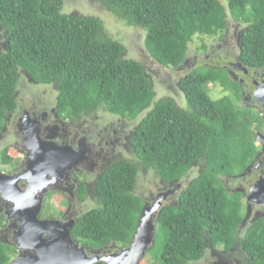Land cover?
I'll use <instances>...</instances> for the list:
<instances>
[{"label": "trees", "instance_id": "16d2710c", "mask_svg": "<svg viewBox=\"0 0 264 264\" xmlns=\"http://www.w3.org/2000/svg\"><path fill=\"white\" fill-rule=\"evenodd\" d=\"M97 1L127 26L143 30L148 54L162 67L181 66L196 36H223L229 15L245 24L242 61L264 66V0ZM0 23L10 41L8 53L0 55V130L16 107L21 68L39 82L57 85L58 111L68 118L101 106L118 117L138 118L131 143L145 168L175 181L196 161L204 165L178 204L165 207L157 218L158 235L166 237L162 264L200 260L207 237L213 246L237 244L244 196L230 194L220 176L243 172L257 156L255 128L261 115L230 96L212 99L207 89L213 81L239 98L236 82L215 75V69H196L181 84L186 105L180 108L172 99L156 100L143 65L126 57V48L104 33L97 16L66 14L63 0H0ZM137 183L138 168L131 163L119 162L105 172L98 184L102 205L79 226L83 241L96 247L130 245L144 208ZM240 245L254 262L264 264V218L248 227ZM9 255L0 244V264Z\"/></svg>", "mask_w": 264, "mask_h": 264}, {"label": "flooded vegetation", "instance_id": "af4514ba", "mask_svg": "<svg viewBox=\"0 0 264 264\" xmlns=\"http://www.w3.org/2000/svg\"><path fill=\"white\" fill-rule=\"evenodd\" d=\"M63 2L64 12L74 15L75 13H71V8L66 7V0ZM236 23L240 26H235L232 37L234 44L225 42L226 33L229 32V23H227L224 36L216 37L215 44L207 45V49L200 50L190 61L188 60L189 49L186 66L182 69L179 67L169 69L186 70V73L177 81L178 94L173 88L174 95L163 98L174 100L175 104L180 107L179 104L183 99L185 101L181 84L192 71L201 69L197 67V64L200 55H203L207 60H218L222 66H214L216 68L213 69L225 70L228 76L238 84L240 96L237 98V95H234L237 104L261 115V121L255 128L259 146L257 156L243 172L220 176L223 186L230 194H243L242 203L246 206L244 219L249 213V225L238 229L237 244L229 249H226L223 243V246L221 244L213 246L207 237V248L204 255L200 260L192 261V264H236L232 262L231 251L236 247L243 250L240 243L248 227L253 224L256 217L264 218V207L255 203L251 204L248 200L254 185L264 178V117L262 116L264 66L255 67L242 61L241 38L245 26L241 22L236 21ZM9 42L8 31L0 23V55L8 53ZM195 65H197L195 68L188 69ZM143 67L153 83L157 98L155 86L160 81L156 83L148 68L145 65ZM51 85L35 80L25 69H21L14 92L16 107L4 118L3 127L0 130V244L7 247L10 252V259L5 264H37L39 262L40 251L29 241H23L26 237L22 236L25 232L24 218L38 212L40 221L60 222V228L52 231L53 235L58 236L59 233L64 238L70 237L80 249H84L91 259L108 257L122 250L112 242L103 247H96L92 243L83 241L79 235V226L87 214L99 209L102 204L98 194V184L105 172L119 162L131 163V160L125 152L116 151L115 147L118 145L119 138L114 136L115 142L110 136H102L99 134L100 128L95 129L96 125L93 128L95 130L88 126L85 127L89 121L82 119L91 120L92 115L98 112L99 108L84 117L68 118L58 111V92L55 95L56 91L43 88H50ZM114 117L118 116L114 115ZM126 120L137 124L138 118ZM137 125L128 136L130 143ZM113 133L117 135V131L113 130ZM30 135H34L36 141L42 142L43 145L48 144L49 149L60 151V161L56 162V159H52L56 163L52 167L48 164L51 159L47 156H40L38 169L32 173V176V167L37 168L36 164H32V158L37 155L29 147ZM105 145L113 147L107 149L104 148ZM6 156L9 157L6 158ZM248 168L249 170L244 175L243 173ZM145 170L151 171L149 168ZM142 171L138 169L137 186ZM203 172L204 165L201 160L196 161L182 178L175 181H165L155 172L159 180L158 187L155 192L140 196L144 203L143 207L152 208L160 203L159 214L155 217L157 219L165 207L178 204L187 187ZM37 231L44 241L52 236L50 232L45 233L40 226ZM30 245L33 247L30 248ZM250 260L253 264H257L251 258ZM96 264L105 263L100 261Z\"/></svg>", "mask_w": 264, "mask_h": 264}, {"label": "rangeland", "instance_id": "374dc122", "mask_svg": "<svg viewBox=\"0 0 264 264\" xmlns=\"http://www.w3.org/2000/svg\"><path fill=\"white\" fill-rule=\"evenodd\" d=\"M66 4H67L66 7L68 9L71 8V13H75L74 15L77 16L91 15L100 18L104 25V33L110 35L113 39H115V41L121 43L126 48V57L137 60L142 65H145L148 68L149 72L155 78L154 79L155 82L160 81V83L155 86V90L157 94L156 100L163 99L165 97H172V95H174L173 88L175 93L178 94V89L176 84L178 79L181 76H184L186 70L183 71H178L177 69L169 70L170 68L162 67L157 62H155L150 57V55L146 50L145 35L141 28L127 26L123 21L117 19L110 11L106 10V8L102 4H100L97 0H66ZM236 21L230 15L228 16L227 23H229L228 26L229 32L226 33L227 37L225 39L226 40L225 42L228 44H234L232 37L235 32L234 31L235 26H240L239 23H236ZM237 22L242 23V21H237ZM243 25L245 26V24ZM215 40L216 37L206 38V37L196 36L194 38V41L190 45L188 60L189 61L193 60L194 56L198 54L200 50H203L202 47L204 44L206 45L215 44L214 42ZM211 58H213V56ZM197 65L192 66L188 69L195 68L196 66L199 68L210 67L212 69L216 68L214 66H222L218 62V60H212V59L207 60L206 58H204L203 55H200L199 62ZM207 69L204 68L202 69L201 72L207 73V71H209V69L208 70ZM216 73L217 74L215 75L220 76L221 78H226V76H228L225 70H218L216 71ZM212 83L213 81L207 83V89L212 99H219L224 96H230L231 98L234 99L235 96L232 91H227L222 84L213 85ZM43 88L56 91L55 95L58 92V96H59V89L57 91V87H55V84H52L50 88L47 87H43ZM41 90L42 89H40V91ZM179 105L180 107H185L186 102L184 101V99ZM148 111L149 108L148 110L145 111V114L142 113L140 117L141 118L144 117V115H146ZM85 119H88L89 121L88 123L85 124V127L88 126L93 129L95 128L94 125H96L97 127L95 129L100 128L99 134H101L102 136H108V137L110 136L111 138H114L115 142H116V138L114 136L119 138L118 145L115 147L116 151L125 152V155H127L128 158L131 160V164L135 165L138 169L143 170L141 172L139 185L137 186L136 189L137 195L142 196L150 192H155L158 187L157 185L159 184V180L156 177L155 172L152 171L151 169H150L151 171L145 170L144 165L142 164L137 154L133 150L132 144L128 141V136L130 135L131 131L135 129L137 124L130 123L126 119L114 117V115L109 113V111L105 106H101L98 112L92 115L91 120L89 118H83L82 120ZM137 121H139V119ZM113 130L117 131V135L113 133ZM112 147H113L112 145L104 146V148L107 149H110ZM248 214L249 213H247V215ZM241 234H243V232H241ZM165 241H166V237L163 235H158V229L156 228L155 244L151 248V250L146 254V257L142 261V264H162L161 257H162ZM222 246H218V247L222 248ZM231 255L236 260L235 261L234 258L232 257V262H235L236 264H253L249 256L239 247L233 249L231 251Z\"/></svg>", "mask_w": 264, "mask_h": 264}, {"label": "water", "instance_id": "95a60500", "mask_svg": "<svg viewBox=\"0 0 264 264\" xmlns=\"http://www.w3.org/2000/svg\"><path fill=\"white\" fill-rule=\"evenodd\" d=\"M186 63L187 59L181 66H179V68L182 69V67H185ZM262 104V116L264 117V101H262ZM29 137V147L34 154L37 155L32 158V164H36L37 167L38 161H40V156H47L48 159H51L48 163L51 167L56 164L52 159H56V162L60 161L59 150L49 149L48 144L43 145L42 142L36 141L34 135H30ZM49 155H54V158ZM44 165H47V163H44ZM32 168L31 176L32 173L38 169V167ZM248 170L249 168L243 174L245 175ZM248 200L251 204L255 203L264 207V178L260 179V181L254 185ZM160 208V203L152 208L145 206L142 211L136 233L130 245L127 248L122 249L119 253L108 257H95L91 259L86 255L84 249H80L79 245L70 237L64 238L59 235V233L58 236L53 235L52 231L60 228V222L53 220H46L44 222L40 221L38 218L40 214L39 212L34 215H27V217L24 218L25 232L22 236L26 237V239H23V241H29L30 244L32 243L34 247L40 251V259L37 264H96L100 261L105 264H141L145 259L146 254L155 244L157 224V219L155 217L159 214ZM248 217L249 214L244 219L241 229L248 226ZM260 217L262 216L256 217L252 223L257 221ZM39 226L42 227L45 233L50 232L52 236L45 241L41 239L40 235L37 233ZM70 227H73V225H70ZM32 247L33 246L30 245V248Z\"/></svg>", "mask_w": 264, "mask_h": 264}]
</instances>
